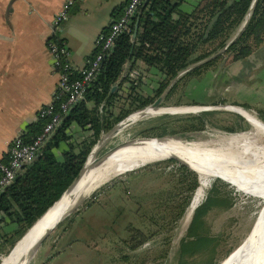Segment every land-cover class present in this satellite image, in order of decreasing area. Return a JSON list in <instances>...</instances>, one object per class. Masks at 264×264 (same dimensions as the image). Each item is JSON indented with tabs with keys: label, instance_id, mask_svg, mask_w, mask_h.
Returning <instances> with one entry per match:
<instances>
[{
	"label": "rangeland",
	"instance_id": "374dc122",
	"mask_svg": "<svg viewBox=\"0 0 264 264\" xmlns=\"http://www.w3.org/2000/svg\"><path fill=\"white\" fill-rule=\"evenodd\" d=\"M240 26L241 24L231 31L228 41L232 40ZM224 48L221 50L218 48L217 50H220L218 54L221 56L199 73L180 78L170 97L163 99L164 94L159 102V107L198 106L203 107V110L161 113L153 116L142 112L135 118L127 119V123L115 126L99 144L96 155L128 138L137 137L127 146L148 140V138H139L145 136L139 132L140 129L153 124H162L166 132L159 137L168 136L179 142L195 145L201 151L228 156L242 154L240 145L246 141L250 149H255L257 154L263 155L261 157L264 161L263 135L243 115L229 109H243L264 122V62L260 64L255 61L244 72L240 70L241 62L237 61L238 59H231L230 54L224 52ZM256 48L258 47L253 50ZM257 65L259 66L256 67ZM214 67L216 71L222 70L223 79H228L223 81L226 88L237 89L241 94H230L233 90L226 93L220 86H213L209 93L207 79L204 78L206 74L202 73L210 68L215 74L217 72L214 71ZM231 75H236L238 86L232 87ZM247 87L248 94L243 91ZM125 95V91H122V98ZM204 99H209L207 101L210 102H205ZM220 99L225 101L221 102ZM240 103L246 104L247 108L240 107ZM204 111L208 114L201 128L182 129L183 125L193 121L189 118L190 115ZM225 126H242V129L231 131L225 129ZM205 156L184 155L183 159L180 157V160L174 156H166V158H174L176 162L167 161L165 157H162L159 158L161 163L157 166L152 165V162L159 159L117 175L111 174L94 186L99 189L93 197L90 194L94 187L82 196L81 202L76 204L79 209L74 210L79 212L74 215L69 228L62 230V227L55 226L49 231V234L38 244L40 247L35 248L27 264H184L183 258H186L185 264L223 263L234 254L233 251L236 248H242L252 242L255 234L258 235L257 238L264 234V218L260 221L259 229L255 226L260 219V213L257 214L260 208L259 201H264V179L262 178L264 170L252 169L248 163H243L244 173L241 174L234 166L235 164L227 165L217 176L209 177L199 201L191 208H188L187 204L172 228L169 227L170 212L164 209L165 204H159L162 198L155 197L158 191L177 192L178 186L187 185L177 181L181 171L179 163H182L195 172L198 181L191 192L189 199L191 201L200 181L207 176L215 163V156L213 161L208 158L210 156ZM257 174L260 175L259 179H252ZM216 179L226 184L214 183ZM212 184H215L216 190H228L229 201L219 200L210 204L199 216L202 221L199 229H195L197 222L191 224V229L197 230L198 233L189 238L187 228L194 208L204 200L206 191ZM179 190H182V193L185 192L181 188ZM224 193L218 195H225ZM84 198L90 201L89 206L82 205ZM126 224L142 229L148 239L136 248H129V241L126 244L124 240L129 236V232L125 229ZM187 238L189 240H186ZM184 239L186 241L179 245V242ZM191 247L196 250L190 252L191 254H184L183 258H177L179 252L188 251L186 249ZM11 249L5 254H0V258L7 255ZM124 254H127L126 258L123 257Z\"/></svg>",
	"mask_w": 264,
	"mask_h": 264
},
{
	"label": "trees",
	"instance_id": "16d2710c",
	"mask_svg": "<svg viewBox=\"0 0 264 264\" xmlns=\"http://www.w3.org/2000/svg\"><path fill=\"white\" fill-rule=\"evenodd\" d=\"M179 1L147 0L145 2L139 13L134 37L131 38V31L136 14L132 17L130 30L118 33L110 49L103 54L98 71L84 89L83 98L63 114L39 146L35 156L22 164L12 180L0 190V254H5L13 247L16 240L49 208L48 206L70 183L101 132L109 129L131 111L150 103L170 79L187 65L207 57L225 44L224 52L229 53L231 59H239L247 56L264 40V0H198L189 12L179 9ZM124 3L113 8V18L119 15ZM246 13L248 16L245 19ZM243 21L242 29L228 41L231 31ZM108 26L102 31H107ZM54 36L56 37L55 34ZM96 50L95 47L89 58ZM220 56L221 54H218L192 65L170 84L163 99L170 97L180 78L199 73ZM136 59L154 67L160 73L157 85L151 94L144 95L135 91L140 76L133 80L127 72H123L125 63L129 61L132 64ZM69 76L76 77L77 72L71 71ZM117 81L125 82L124 86L123 84L121 86L122 91L126 93L123 98L121 87L110 90L111 85ZM116 101L121 102L115 106ZM240 106L247 108L246 104L240 103ZM207 114L208 112L204 111L190 115L189 118L193 121L183 125L182 129L201 128ZM45 121V116H36L34 121L26 125L21 138L29 141ZM224 128L234 131L242 129V126ZM139 132L145 136H161L166 129L162 124H153L140 129ZM208 158L214 160L211 156ZM166 160L176 162L174 158H166ZM160 163L159 159L152 162V165L157 166ZM179 166L181 171L177 181L187 185L178 186L177 192L158 191L155 196L162 198L159 204H165L164 209L170 212V228L185 210L191 192L198 182L193 170L182 163H179ZM214 183L226 184L218 179ZM214 185L207 189L204 200L194 208L187 228L189 238L198 233V227L202 224L199 216L210 204L219 200L229 201V191L216 190ZM179 188L185 192L182 193ZM98 189L99 187L91 191V197L98 192ZM219 193L225 195L221 197ZM177 196L180 198H175ZM84 204L89 206L91 203L86 198L82 205ZM78 209V206L72 209L56 226L62 227V230L69 228L74 215L79 212L73 210ZM193 223L196 224V231L191 229ZM125 229L129 232V236L124 240L126 244L129 241L128 247L131 249L148 239L147 234L134 225L126 224ZM186 240H181L179 245ZM186 250L188 251L179 252L177 258H183L184 254H189L196 248L191 247ZM126 255L124 254L123 257L126 258ZM183 261L185 264L186 258H183Z\"/></svg>",
	"mask_w": 264,
	"mask_h": 264
},
{
	"label": "crops",
	"instance_id": "0c3cea01",
	"mask_svg": "<svg viewBox=\"0 0 264 264\" xmlns=\"http://www.w3.org/2000/svg\"><path fill=\"white\" fill-rule=\"evenodd\" d=\"M64 1L66 0H0V153L2 154L5 153L13 137L21 136L26 125L35 120L39 107L52 98L57 74L51 68V57L46 41L52 34V16ZM197 1L180 0L178 7L182 11L189 12ZM124 2L126 0H71L66 17L54 34L65 42L68 62L73 68L85 66L95 48L94 40L97 33L108 26L113 19V8ZM257 47L249 56L237 60L242 64L240 70L245 72L255 61L260 64L264 62V41ZM132 67L140 71V79L134 88L135 91L144 95L153 93L160 73L140 59H136L132 64L127 61L123 72L129 71ZM215 69L214 67V71L217 72L215 74L210 68L202 73L206 74L204 78L207 79L209 93L213 86H220L226 93L233 90L230 94H241L237 89L226 88L223 81L228 79H223L222 70ZM231 76L232 87L238 86L236 75ZM118 82L115 83L114 89L121 87L122 84L124 86L125 82L119 84ZM243 91L248 94V87ZM207 100L209 99H204L205 102H210ZM117 104L118 101L115 105Z\"/></svg>",
	"mask_w": 264,
	"mask_h": 264
},
{
	"label": "bare ground",
	"instance_id": "6f19581e",
	"mask_svg": "<svg viewBox=\"0 0 264 264\" xmlns=\"http://www.w3.org/2000/svg\"><path fill=\"white\" fill-rule=\"evenodd\" d=\"M202 108L203 107L198 106H160L156 108H145L142 112L147 113L148 116H153L161 113H177L187 111L195 112L201 110ZM229 109L239 112L245 117V119H248L252 123V126L259 131L264 138V122L256 118L257 116L255 117L253 114L243 109ZM139 113L140 112L131 113L127 116V119L135 118L139 115ZM136 138L125 140L114 146L109 150L108 155L99 160L97 164L94 161L96 149L91 150L85 160L82 174L77 182L67 192H64L54 204H52L40 217L36 219V221L15 242L7 255L1 256L0 264H27L35 251L36 247L34 246L36 238L41 234V232L45 228L50 227L54 221L65 213L66 210L68 211L66 214L70 213L69 210L80 201L83 195H85L91 188L99 184L101 181L108 178L111 174L117 175L118 173L131 170L146 162L162 157L166 158V156H174L176 158L184 155L215 156V163L212 170L202 179V181H200L197 190L190 201L188 208H191L201 198L203 188L207 184L209 177L217 176L227 165L235 164L234 166L238 168L241 174L244 173V166H242L243 163H248L252 169L264 170V161L263 157H261L263 155L257 154L255 149H250L246 141H243L240 145V151L242 154H239L238 156H228L220 153L216 154L201 151L195 145L187 142H179L168 136L148 137V140L127 146ZM259 177L260 175L257 174L256 177H253L252 179L258 180ZM262 178L264 179V177ZM259 205L260 208L257 211V214L260 213V219L258 220L257 225H255L256 227L260 225V221L264 218V201H259ZM257 236L258 235L255 234L254 240L242 246V248H236L233 251L234 254L231 255L230 253V258L221 264H264V234L258 238Z\"/></svg>",
	"mask_w": 264,
	"mask_h": 264
},
{
	"label": "built area",
	"instance_id": "2783aa9c",
	"mask_svg": "<svg viewBox=\"0 0 264 264\" xmlns=\"http://www.w3.org/2000/svg\"><path fill=\"white\" fill-rule=\"evenodd\" d=\"M143 0H126L121 12L109 22L107 31L97 33L94 44L96 52L88 59L85 66L75 69L68 62V49L65 42L55 37V31L60 27L61 21L66 17L67 8L71 0L64 1L51 19V36L47 38L46 46L51 57V68L57 74L52 98L37 110L36 116H45L46 121L40 130L29 140L24 141L20 135L13 137L5 153H0V190H2L20 169L22 164L31 160L39 146L48 137L52 129L59 122L65 112L78 100L83 98L86 85L98 71L100 61L105 52L113 44L114 37L130 30L132 17L136 14ZM76 71V77H70L71 71ZM127 75L136 80L140 71L132 67Z\"/></svg>",
	"mask_w": 264,
	"mask_h": 264
},
{
	"label": "water",
	"instance_id": "95a60500",
	"mask_svg": "<svg viewBox=\"0 0 264 264\" xmlns=\"http://www.w3.org/2000/svg\"><path fill=\"white\" fill-rule=\"evenodd\" d=\"M147 0H143L142 1V3L139 5V7H138V9H137V11H136V15H135V18H134V21H133V28H132V31H131V38L132 37H134V35H135V32H136V27H137V22H138V17H139V13H140V10H141V8L144 6V4H145V2H146ZM248 16V13H246V15H245V19H246V17ZM245 19H244V21H245ZM244 21L241 23V26H240V29H239V31L242 29V26H243V24H244ZM239 31L235 34V36L239 33ZM234 36V37H235ZM233 37V38H234ZM232 38V39H233ZM226 46V44L222 47V48H220V50L221 49H223L224 47ZM220 50H217V51H215V52H213V53H211V54H209L207 57H205V58H203V59H201V60H198L197 62H195V63H193V64H191V65H187L186 67H184V68H182L181 70H179L171 79H170V81H169V83L164 87V89L150 102V103H147L146 105H144V106H142V107H140V108H137V109H135V110H133V111H131L130 113H128L126 116H124V117H122L121 119H119L118 121H116L109 129H107L106 131H103V132H101V134H100V136H99V138H97L96 140H95V142L92 144V146L90 147V149H89V151H88V153H87V155L85 156V159H84V161H83V163H82V165H81V167L79 168V170H78V172L75 174V176L72 178V180L70 181V183L63 189V191L60 193V195L51 203V205L52 204H54L60 197H61V195L64 193V192H67L76 182H77V180L80 178V176H81V174H82V171H83V167H84V164H85V160H86V158H87V156H88V154L91 152V150H93V149H96L97 150V148L99 147V144L102 142V140L105 138V137H107L112 131H113V129L115 128V126H117V125H120V124H123V123H127V116L129 115V114H131V113H134V112H140L139 113V115L140 114H142V111L145 109V108H156V107H159V102H161V98L163 97V95L166 93V91H167V89L169 88V86H170V84L173 82V79H175L176 77H178V75L180 74V73H183V72H185L187 69H189L192 65H194V64H199V63H201V62H203V61H205V60H207V59H210V58H212V57H214L215 55H217L218 54V52L220 51ZM115 84H112L111 85V87H110V90H113L114 88H115ZM223 105H225V104H223ZM241 107V106H240ZM201 110H203V109H201ZM138 115V116H139ZM148 137H159V136H143V137H139V138H148ZM133 138H136V137H133ZM133 138H128L127 140H130V139H133ZM126 140V139H125ZM122 142V141H121ZM121 142H118V143H116V144H120ZM116 144H114L113 146H111V147H109L108 149H106V150H104V151H102L101 153H99V154H97V155H95V163L97 164V162L99 161V160H101V159H103V158H105L107 155H108V152H109V149L110 148H113ZM219 177V176H218ZM220 178V177H219ZM223 180V179H222ZM225 181V180H224ZM227 182V181H226ZM228 183V182H227ZM234 188V187H233ZM235 189V188H234ZM190 204V201H189V203H188V205ZM51 205H49L48 207H50ZM47 207V208H48ZM46 208V209H47ZM68 211L66 210L65 211V213L60 217V218H58L56 221H54V223L50 226V227H47V228H45L42 232H41V234L36 238V242H35V246L34 247H37L38 246V244H40V242L43 240V238L49 233V231L53 228V227H55L56 225H57V223L65 216V214L67 213ZM39 217V216H38ZM37 217V218H38ZM36 218V219H37ZM35 219V220H36ZM34 220V221H35Z\"/></svg>",
	"mask_w": 264,
	"mask_h": 264
}]
</instances>
